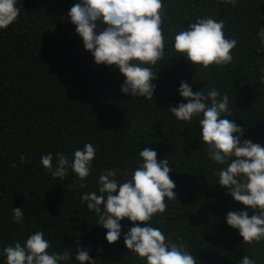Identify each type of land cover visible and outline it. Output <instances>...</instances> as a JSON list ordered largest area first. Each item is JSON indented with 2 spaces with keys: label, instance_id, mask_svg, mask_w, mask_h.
Instances as JSON below:
<instances>
[{
  "label": "trees",
  "instance_id": "trees-1",
  "mask_svg": "<svg viewBox=\"0 0 264 264\" xmlns=\"http://www.w3.org/2000/svg\"><path fill=\"white\" fill-rule=\"evenodd\" d=\"M78 2L17 0L18 18L0 29V264H6L5 246L23 245L36 231L50 241L49 254L71 253L61 264H80L78 247L88 251L91 264H146L124 244L133 222L121 220V236L109 244L107 229L81 200L84 193L100 195L97 181L105 169L118 170L121 183L130 179L142 162L143 147L169 161L177 196L166 198L167 210L150 226L186 244L197 264H240L244 255L264 264V240L245 244L226 222L228 211L247 210L251 216L254 210L218 183L227 163L218 165L200 139L202 115L185 123L168 109L187 102L178 92L181 81L205 95L216 89L221 98L229 97L231 115L221 118L242 128L241 142L264 146V43L258 35L264 28V0H237L235 6L223 0H162L164 56L146 65L157 73L152 100L122 93L125 77L119 68L97 64L85 49L68 15ZM198 17L223 20L226 38L238 41L230 64L204 68L175 52L174 34ZM102 28L98 24L97 33ZM85 143L96 148L85 187L71 167L63 180L44 169L43 155L51 153L54 166L57 153L71 162ZM14 207L25 213L21 222L13 220Z\"/></svg>",
  "mask_w": 264,
  "mask_h": 264
},
{
  "label": "clouds",
  "instance_id": "clouds-1",
  "mask_svg": "<svg viewBox=\"0 0 264 264\" xmlns=\"http://www.w3.org/2000/svg\"><path fill=\"white\" fill-rule=\"evenodd\" d=\"M16 2L0 0V29H6L18 18L20 9ZM223 2L235 6L237 0ZM68 15L95 62L119 68L125 77L121 92L152 100L156 88L152 81L157 73L146 65H156L164 56L162 0H80L71 7ZM98 24L103 25L99 33L96 31ZM224 27L223 20L198 17L188 29L174 34L173 48L196 66L228 65L233 60L232 49L238 41L226 38ZM258 35L264 43V28ZM178 92L187 102L170 106L169 111L185 123L202 115L199 119L200 139L207 144L209 156L218 165L227 163V167L219 172L218 183L229 189L235 201L254 210L251 216L247 210L228 211L227 224L239 231L245 244L264 240V146L250 139L241 142L242 128L233 120L221 118V114L231 115L226 94L221 98L216 89L207 95L202 90L193 92L186 81H181ZM95 156L96 148L85 143L82 149L74 151L71 162L63 153H57L54 166L53 156L48 153L41 157V163L53 178L61 180L71 167L80 186L85 187L83 181L90 175ZM139 157L142 162L133 170L130 179L121 183L116 179L118 170L105 169L97 181L100 195L95 191L84 193L81 200L87 202L88 211L94 210L98 215L97 223L107 229L105 238L109 244L119 240L120 221L128 218L134 226L124 234V244L146 264H197L186 244L170 241L161 229L149 223L156 214L162 215L167 210L166 198L177 200L173 191L176 185L169 175L172 171L169 161L158 160L157 152L149 147H143ZM25 160L26 157L21 155V164ZM12 215L14 221L21 222L25 213L20 207H14ZM137 222L145 226L141 227ZM50 246L44 233L36 231L23 245L16 241L5 246L3 255L6 264H61L71 259L67 249L63 254H49ZM75 259L80 264H91L93 260L88 251L79 247ZM240 264H255V261L244 255Z\"/></svg>",
  "mask_w": 264,
  "mask_h": 264
}]
</instances>
